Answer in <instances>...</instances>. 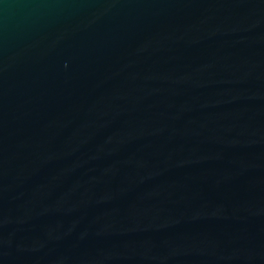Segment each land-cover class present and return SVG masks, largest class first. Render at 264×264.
Returning <instances> with one entry per match:
<instances>
[{"label":"water","instance_id":"water-1","mask_svg":"<svg viewBox=\"0 0 264 264\" xmlns=\"http://www.w3.org/2000/svg\"><path fill=\"white\" fill-rule=\"evenodd\" d=\"M0 264H264V0H0Z\"/></svg>","mask_w":264,"mask_h":264}]
</instances>
